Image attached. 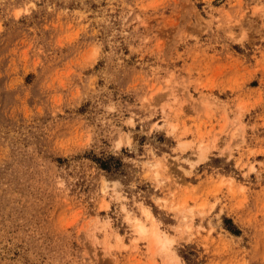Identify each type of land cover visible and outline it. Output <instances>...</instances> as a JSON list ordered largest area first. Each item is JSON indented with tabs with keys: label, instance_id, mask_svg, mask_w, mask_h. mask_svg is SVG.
<instances>
[{
	"label": "rangeland",
	"instance_id": "374dc122",
	"mask_svg": "<svg viewBox=\"0 0 264 264\" xmlns=\"http://www.w3.org/2000/svg\"><path fill=\"white\" fill-rule=\"evenodd\" d=\"M0 264H264V0H0Z\"/></svg>",
	"mask_w": 264,
	"mask_h": 264
},
{
	"label": "bare ground",
	"instance_id": "6f19581e",
	"mask_svg": "<svg viewBox=\"0 0 264 264\" xmlns=\"http://www.w3.org/2000/svg\"><path fill=\"white\" fill-rule=\"evenodd\" d=\"M201 151L202 152H200V154L204 153L203 149H201ZM155 177H156V179H158V174H156ZM147 212H145V213H147ZM146 215L148 216V214H146ZM134 222H136V224H137L136 227H137L138 234L141 236H145V234L147 233V229L144 226L140 225L139 221H134ZM151 242H152V245L155 249H160V250H168L169 249L168 247L170 245V240L167 238V236L163 232L159 231L158 229L152 230Z\"/></svg>",
	"mask_w": 264,
	"mask_h": 264
},
{
	"label": "trees",
	"instance_id": "16d2710c",
	"mask_svg": "<svg viewBox=\"0 0 264 264\" xmlns=\"http://www.w3.org/2000/svg\"><path fill=\"white\" fill-rule=\"evenodd\" d=\"M233 234H235V235H240V231L239 230H237V231H235V230H230Z\"/></svg>",
	"mask_w": 264,
	"mask_h": 264
}]
</instances>
